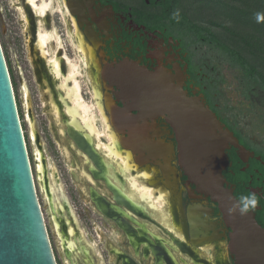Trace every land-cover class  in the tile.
<instances>
[{
	"label": "rangeland",
	"instance_id": "1",
	"mask_svg": "<svg viewBox=\"0 0 264 264\" xmlns=\"http://www.w3.org/2000/svg\"><path fill=\"white\" fill-rule=\"evenodd\" d=\"M113 1L125 2L130 5L139 3V0ZM201 1L205 0H179L177 11L191 15L192 10H199L201 14L196 15L195 21L201 23L203 27L223 41L236 39L237 36L232 34L233 28L228 29L230 24L225 18L212 14L200 21L203 14L207 11L212 12L211 6L206 3L208 1L204 2L207 6L203 5ZM226 1L237 4L234 0ZM54 5H57L56 0H53L51 6ZM103 11H107V15L110 14V10L104 9ZM32 12L37 19L31 15L23 0H0V42L14 85L20 119L25 126L24 132L28 136L27 147L36 190L56 261L58 264H122L119 255H123L129 257L134 264H155L153 255L145 254L144 245H141L136 251L123 228L110 216L100 213L102 211L95 201L97 197L117 207L112 188L105 180L95 175V171H98L97 167L92 165L90 160H86V155L69 138L67 117L64 112L67 111L68 106L61 97L64 92L58 87L59 81L53 79L51 74L46 73L47 66L45 64L51 57L54 58L62 68V75L68 72L64 55L78 65L79 74H77L76 80L81 87L82 98L92 106L94 91H92L93 81L90 78L91 69L86 67L78 54L74 53L67 34V26L62 17L63 26L56 24V27L53 23L48 26L46 17L50 14L45 18H38L34 11ZM66 18L68 19L67 15ZM39 31L43 33L48 31L54 38L59 36L62 48L57 50L59 46L55 49L57 46L55 42H50L46 47L47 55L43 57L36 45ZM153 46L155 47L154 44ZM191 49L190 58L194 66H197L196 76L207 79L217 87V94L212 99L220 115L264 145V94L260 92L257 97H253L252 102L246 100L238 85V73H234L226 62L218 58L216 50L205 45H198ZM95 84L101 90L100 83L96 82ZM99 116L95 111V125L100 134L97 138L92 139L96 148H98V144L108 145V133L113 132L111 129L105 130L104 123ZM164 132L166 133H164L163 139L166 140L165 134L168 132L165 130ZM98 149L99 155L103 157L102 160L111 170V181L123 183L122 189L126 190V184L114 173L119 171V163L110 159L106 160L105 151L101 148ZM124 155L129 159L130 172L127 176H138L145 172V176L150 180H144V183L154 189L153 199L156 198L158 191L163 192L166 195V202H163V206L159 207L164 212L172 211L178 219L179 207L177 210L178 205L175 203L173 208L171 207L174 196L169 198V190L164 188L158 168L150 164H135L127 153L123 152ZM39 166L42 169H39ZM119 177L123 179L120 173ZM138 181H141V177ZM179 184L181 182H177V193L180 194L181 203H183L181 208L185 211L184 206L188 204L189 200L179 192L182 190V188L178 189ZM121 207L126 209L124 206ZM125 211L128 212L127 209ZM146 212L147 218L139 216L135 212H130V215L139 223L146 225L151 232H148V235L152 239H154L152 234H155L173 242L174 236V239L180 240L187 246V238L179 237L164 225L159 226L160 222L152 214V210L149 209ZM124 219L134 230L139 227L138 222H133L126 216ZM226 240L223 238L219 240L218 244L211 243L207 247L198 246L196 247L198 252L196 249L190 248L191 254L171 246L169 248L179 264H197V261L202 264L203 262L213 264L214 259L222 251L220 248H222L224 251L222 254L220 253L223 256L221 259L231 264L229 253L226 250ZM216 245L219 248H215ZM66 250L69 251V254L66 253ZM218 250H220L219 253H217Z\"/></svg>",
	"mask_w": 264,
	"mask_h": 264
},
{
	"label": "water",
	"instance_id": "2",
	"mask_svg": "<svg viewBox=\"0 0 264 264\" xmlns=\"http://www.w3.org/2000/svg\"><path fill=\"white\" fill-rule=\"evenodd\" d=\"M174 71V70H173ZM100 77L112 92L116 105L109 114L112 126L126 119L151 121L162 118L173 130L177 162L187 185L216 204L230 230L228 250L236 264H264V227L254 212L230 213L238 200L226 188L222 172L229 146H240L202 95L178 91L157 71L123 59L104 65ZM199 99L200 102L192 101ZM201 106V105H200ZM202 113L204 117L202 116ZM129 116V117H127ZM220 123L218 130L231 134L212 135L204 118ZM114 121V122H113ZM118 132H121L117 130ZM124 137H127L126 131ZM140 165V164H139ZM105 215V213L100 212ZM0 264H58L39 202L33 168L20 119L16 96L0 42Z\"/></svg>",
	"mask_w": 264,
	"mask_h": 264
},
{
	"label": "flooded vegetation",
	"instance_id": "3",
	"mask_svg": "<svg viewBox=\"0 0 264 264\" xmlns=\"http://www.w3.org/2000/svg\"><path fill=\"white\" fill-rule=\"evenodd\" d=\"M23 2L25 3V5L29 9L31 15L34 18H36V17L33 15L32 11H34L36 16L38 15L37 16L38 18H45L48 14H50V15L56 14L55 16L48 15L46 17V23H48V26H51L52 23L55 24L56 27H57V25L63 26V23L61 21V17H62L63 22L67 26V34L70 38L73 51H75L74 53L79 55V58H80V54H79V52H77V46L80 43V40L83 39L82 41H83V45H84L85 49L88 47L94 46V56L96 57V59L99 62V72H98L99 79L98 80H99V83L101 85V90L95 84L96 82L93 81L92 91H94V95L97 92L101 94V97L98 99V101L99 102L101 101L100 103L104 109V115L106 117L108 116L107 119H108V123L110 122L109 123L110 125H111V120H110V116H109L110 108H111V106L115 100H114V97L112 95V92L108 91L106 84L102 81V79L100 77V73H101L104 65H107V64H111L114 62L118 63V62L122 61L123 59H129L132 61H136L138 64L145 66L148 69H152L154 67H157V68L163 67V68L171 71V73L174 76L178 77L182 81L183 89L185 91H187L189 93V95L192 92H196L198 95H202L205 105H207L210 108V110H212V112H214L216 114L218 120L222 124H224L225 127L230 132H232L233 136L238 140V143L240 144V146L244 147L248 153L247 156H243V155H241L239 150L234 148L233 146H229V148L225 151V154L227 157V166L225 167V169L222 172V177L225 181L224 186L233 192L234 197L238 201L240 200V198L242 196H248V195L254 193L256 196V204L254 207H250L247 212H249V211L254 212L256 221L260 225L262 223H264V145L261 142L255 140L254 137L252 135H250L249 133L241 130L239 128V126H237L236 124H232L229 120H227L228 122H230L231 126H234L235 131L231 130V128L226 124L225 118L222 117L220 115V113H218L217 111H214L211 108L209 102L206 100V98L204 96L205 94L202 92V88L195 85V83L192 81V78L188 73L189 62L187 61V59L190 58V55H191L190 53L192 50L191 48H194V47L191 45V39L188 36V34H185V32L181 28H177V27H179V25H178L179 21L173 20L175 15L178 16V14L181 13V12L177 11V6L176 7L170 6L166 0H139V3L135 4V5H130V4H127L125 2H119V1H113V0H94V1L93 0H61V1L56 0L57 5H54V6H51L53 0H36V2L38 3V4L36 3L37 6L40 7L42 2H45L47 4V6L49 7V8H47L44 16L42 17L37 12L38 10L35 7H33V5L30 4V2L28 0H23ZM71 2L77 6L80 5V6H78V7H80L79 13L74 12L71 9V5H70ZM105 2H106V4H104ZM60 6H61V8H60ZM31 8L32 9L34 8V9L32 10ZM104 9L110 10V14L107 15L108 13H107V11H103ZM66 15L69 16L68 17L69 19L65 18ZM160 17H164L162 20L163 21L162 27L160 26L161 28H155V29L151 30V29L147 28V24L144 23V22H148V21L151 22L150 20H154L155 18H160ZM54 18H56V19H54ZM140 18H143L144 20L145 19L146 20L144 22H141ZM54 20H55V22H54ZM167 25L171 26L173 30L170 28H167ZM169 29L172 32H170ZM45 33H49V32L46 31ZM71 34L74 36H72ZM50 35H52V34H50ZM58 38L60 39L59 36H58ZM37 39H38V35H37ZM37 39H36V45H37ZM51 41H52V43L55 42V45H57V42L54 41V39H52ZM50 42L47 43V45L50 44ZM95 43L98 44L97 47L95 46ZM153 44L155 45V47L153 46ZM47 45H46V47H47ZM37 47H38V45H37ZM61 48H62V46L59 47L57 50H60ZM38 49H39V47H38ZM40 53L42 55L41 50H40ZM66 57L67 56L64 55L65 59H66ZM88 60H89V57H88ZM46 64H45V66H47L46 67V73L48 75L49 74L52 75V73L50 72L49 60H48V63H46ZM66 64H67V60H66ZM174 64H176V65H174ZM68 66H69V64L67 65V68H68ZM88 68H90L91 72H92V67L90 66ZM60 70H61V66H60ZM182 70L184 71V74H183ZM67 73L62 75V71H61V78H59V79L62 81L64 79V76L67 75ZM52 77H53V75H52ZM53 79L59 81L58 87L61 88L60 87L61 81L59 79L54 78V77H53ZM69 86H72L71 82L69 83ZM95 91H96V93H95ZM63 92H64V90H63ZM107 95H109L110 97H107ZM61 97L67 103V106H69L70 102L65 98V92L61 95ZM115 104L121 106L119 103L115 102ZM65 116L67 117L68 134H69L70 128H72V130L74 131L72 133H73L74 137L77 139V142H75L74 140L71 139L70 134H69V138L73 141L74 145L86 155V160H90L93 163L92 165L97 167L98 171H95V175L100 177L101 179L105 180L108 183V185L111 186V188H112L113 195L115 197V201L117 203L118 208L114 207V205H112L111 203L104 201V200H101L97 197L95 199V201L97 202L99 209L101 211H103L105 214H107L108 216H110L112 219H114L118 223V225L123 228V230L125 231V234L129 237V239L131 240L133 246L135 247V249L137 251L139 249L138 247H140L141 245L145 246V244L140 243L136 240L137 237H141L139 230L145 226L146 233L148 234V232H150V231L146 227V225H144V224L142 225L141 223L136 221L135 218H133L130 215V212H135L139 216L142 215V216L146 217L145 212L147 210H145V211L141 210V209H139L141 211L135 210L133 207L129 206V203H123L119 200L120 197H125L121 193V190H123L122 186L120 185L119 182L113 183L111 181V179H112L110 177L112 175L110 172L111 170H109V167H107L105 162L102 160L103 157H101L99 155V153H98L99 149L95 147L93 140L91 143L87 142L85 144L84 143L85 138H83V137L87 135V132L84 131V129L80 130V128L77 130V128L75 126L71 127L70 124L72 122V119H68L71 117L68 115L67 111H65ZM99 118L102 119L101 116H99ZM149 128L154 131L155 135L152 137L151 136L152 134L148 133L147 138L145 140H142V141H146V142L148 141L151 143H156L157 149H161L160 144L162 142H164L166 145H168V146H166L169 148L168 153L170 152V149H171V152L169 154V162L166 165L164 164V167L168 170H171L172 176L175 175V178H174L175 181L173 180L172 188H168L165 185L164 172L161 171V169L158 166L154 165L153 163H146V164H150L152 166L154 165L158 168V170L160 172L159 176H161V180L163 182L164 188L169 190V193H170L169 198L170 199L172 197V194L175 192H176L175 197H178L179 193H177V182H181V184L178 185L179 186L178 189L182 188V190H180L179 192H181V194H184V196L189 200L188 204H186L184 206L185 211H183V212H185L183 214H184V217H186L185 219H186V223H188L187 225L191 226L190 220H189V210H191L192 206L201 207L202 209L206 210L207 212L204 213L200 217L201 221H207V223L212 226V228H210V231L207 232L206 238L212 237L214 234L216 235L215 236L216 238L212 239L208 245H210L211 242L218 244L219 240L226 238L227 239L226 240V246H227L226 250L229 253V258H230L231 264H236L235 260H234V256L231 255L229 250H228L230 230L226 227L225 223L223 222L222 216L218 210L217 205L212 203L207 197L200 195V194H197L195 192L194 186L189 185V184L187 185V178L184 177L182 170L178 166L177 149H176L177 144L175 141V137H174V133H173L172 128L162 118L156 119L153 123V126L149 127ZM111 129L113 132H115L114 129L112 128V126H111ZM82 130H83V132H81ZM164 130L168 132L167 134H165L166 140L163 139V135H164V133H166V132H164ZM235 132H238V134L240 135V138L243 140V143H242V141H240V138L235 135ZM115 134H117V133L115 132ZM121 137L122 136L117 134L118 139H120ZM123 138H124V136H123ZM122 149H123L124 153L126 151H128V150L124 149L123 147H122ZM165 150H167V149H165ZM133 156L134 155L132 154V158H133L132 161L135 162V159ZM173 157H174V159H173ZM107 159L108 158H106V160ZM172 159H173V161H172ZM171 161H172L173 166L170 163ZM102 164H104V165H102ZM135 164H138V163L135 162ZM146 164H140V165H146ZM104 172H105V174H104ZM108 172H109V174H108ZM114 173H116V175L118 176V179H120L122 182L124 181L119 177V171H115ZM142 173H145V172H142ZM178 174H180V176H178ZM91 175L93 176L92 172H91ZM144 180L146 181V179H144ZM142 183H144V181ZM144 185H147V184L144 183ZM158 192L156 194H158ZM93 194L95 195V192H93ZM189 194H191V197ZM195 194L197 196H199V198H196ZM179 196H180V194H179ZM182 204L183 203H181V207H182ZM121 206L126 207L128 212H126L125 211L126 209L124 210ZM100 210H99V212H100ZM177 210H178V206H177ZM141 212H142V214H141ZM177 215H178V221L181 222L180 221V220H182L181 215L179 213H177ZM125 216L128 217L129 219H131L133 222L134 221L138 222V224H139L138 229L134 230L131 225L129 226V223L126 221V219H124ZM147 217H148V215H147ZM159 226H160V224H159ZM262 227H264V226H262ZM152 235H153L154 239H152L149 235H147V236H148V239L151 238L150 240L154 241L155 240V237H154L155 234H152ZM155 236H157V235H155ZM191 238H192L191 235L189 237H187V241H188L187 246H185L179 240L180 243L183 244L184 249L179 247L178 243H176V241L170 242V243H172V245L169 242H166V246H167V248H169V246H171L173 248L176 246L175 249H178L182 252L185 251L188 254H191L190 248L196 249L198 252L199 250L197 248H194L191 245L192 244ZM201 238H202V236H201ZM134 239H135V241H132ZM208 245H204V246L207 247ZM196 247H198V246H196ZM215 248H219L218 245H216ZM220 249L222 251H224L222 248H220ZM170 251H171V249H170ZM219 251L220 250H218L217 253H219ZM222 251L220 252L221 254L223 253ZM67 252L69 254L68 250H66V253ZM149 253H151L153 255L154 260H155V264H157L155 253L152 251H150ZM171 253L173 254L172 251H171ZM220 253H219L218 257L223 258V256ZM145 254H146V250H145ZM119 256L122 259V264H134L133 261L129 259V257L123 256V255H119ZM174 257H175V255H174ZM176 261L179 264L177 259H176ZM224 262H225V264H229L228 261L224 260ZM195 263H197V262H195ZM164 264H167V263L164 262ZM186 264H189V263H186ZM200 264H202V263L200 262ZM203 264H205V262H203ZM206 264H207V262H206Z\"/></svg>",
	"mask_w": 264,
	"mask_h": 264
},
{
	"label": "bare ground",
	"instance_id": "4",
	"mask_svg": "<svg viewBox=\"0 0 264 264\" xmlns=\"http://www.w3.org/2000/svg\"><path fill=\"white\" fill-rule=\"evenodd\" d=\"M28 1L30 2V4L33 5V7H35L38 10V11L37 10L36 11L42 17L44 16L47 8H49L45 2H42L41 6L39 7L36 5V3H37L36 0H28ZM70 5H71V9L74 12L79 13L80 7H78V6H80V5L77 6L72 2L70 3ZM60 8H61V6H60ZM49 33H43L41 31H39V33H38L37 45L42 52V56H44V57L47 55V51L45 49L46 45L52 39H54V41L57 42V45L59 47L62 46L61 40L58 37L54 38L53 35H50L52 33H50V34ZM72 36H74V35H72ZM82 40H80V43L77 46V52H79L80 59L86 65V67H90V66L92 67V75H90V78L92 79V81L98 83L99 82V80H98L99 79V77H98L99 62L96 59V57L94 56V46L88 47L85 49ZM58 46H56L55 49ZM95 46L97 47L98 44L95 43ZM88 57H89V60H88ZM66 60H67V65L69 64L68 73H67V75L64 76V79L62 81L59 79V78H61L60 65H59L58 61H56L54 58H51L49 60L50 72L52 73L54 78L59 79L61 81L60 87L65 92V98L70 102V105L68 106V109H67V113L72 119V122L70 124L71 127L75 126L77 128V130L79 128H80V130H81V128L84 129L87 132V135L83 137V138H85L84 143L85 144L87 142L91 143L93 138H97L100 135L97 128H96V125H95V111L102 117V120H103L102 122L104 123L105 130H110L111 126L113 124H112V121H111V125L109 124L110 122L108 123V119H107L108 116L106 117L104 115V109L101 106V103L98 101V99L101 97L100 93H98V92L96 93V91H95L96 94L93 96L94 102L92 101L93 102L92 106L90 104H87L84 101V99L82 98V95H81V87L76 80V76H77V74H79L78 65L74 64L67 57H66ZM157 71L163 76V78L169 84L173 85L176 90H178V91L181 90V87L183 86L182 81L178 77L174 76L171 73V71H169L163 67L157 68ZM70 82L72 83V86H69ZM107 97H110V96L107 95ZM192 101L193 102L194 101L200 102L199 99H194ZM204 104L205 103H203V102L201 104H196L199 111H201L202 105H204ZM115 106H116V104L114 101L111 108H110V113L112 112V110ZM202 116L204 117L203 113H202ZM127 117H129V116H127ZM110 120H111V118H110ZM154 121H155V119H152L149 122L148 121L143 122V120L140 121V119H136L135 121H133L132 119H130V120L126 119L125 122L118 120L115 122V125L112 126V128L114 129V131L118 135H120L122 137L120 139H118L117 134H115V132H111L110 134L108 133V140H107L108 145H103V146L101 144L97 145L98 148H101L102 150L105 151L108 159H110L111 161H114V162L117 161V163H119L118 164L119 173L123 177V179H122V180H124L123 182L126 184V190H124V189L121 190V193L126 198L120 197L119 200L123 203H129L130 207H133L135 210H138V211H141V210H144V211L147 210L148 211L149 209L152 210V214L155 215V217H157L158 222H160L159 223L160 225H164V226L168 227L169 230H171L172 232L177 234L179 237H182L183 239H184V237L187 238L191 235L192 236V238H191L192 244L191 245L194 248H196V246L208 245L212 239L216 238L215 237L216 235L214 234L212 237L206 238L207 232L210 231V228H212V226L209 225L207 223V221H201L200 217L204 213L207 212L206 210L202 209L201 207L192 206L191 210H189V220H190L191 226H188L187 225L188 223H186V219H185L186 217H184V214H183L185 212H183V210L181 208V201H180L181 198H180L179 194H178V197H175L176 192L172 194L174 196V198L172 200V203H171L172 206L171 207L173 208L174 203L178 205L179 214L182 217V220H180L181 222L178 221L177 217L174 216L172 211L168 210L167 212H164L163 209L161 207H159V206H163V204L166 202V198H165L166 195L163 192L159 191V193L156 194L157 195L156 198L153 199L154 189L149 188L147 185H143V183H142L144 181V179L150 180L148 177L145 176V173H143L144 175H138V176H130L129 175L130 177L127 176V174H129V172H130L129 163H128L129 159H127L125 155L123 156L122 147L124 149L128 150L125 153H127V155L130 156L131 159H133L132 154L134 155L133 157H134L136 163H138V164L153 163L154 165L158 166L161 169V171L164 172L165 185L168 188H172L173 180L175 181V179H174L175 175L172 176L171 170H168L164 167V164L166 165L169 162V154L171 152V149H170V152L168 153L169 148L166 147L168 145H166L164 142H162L160 144L161 149H157L156 143H151L148 141L147 142L142 141V140H145L147 138L148 133L152 134L151 135L152 137L155 135L154 131L149 128V127L153 126ZM204 121L208 125L209 132L212 135H216V134L222 135L223 144L229 145L230 142L234 141L231 137V134H229L228 132H221L220 130H218V125L220 123H216V122L212 121L209 117L208 118L205 117ZM117 130H119L121 132H118ZM125 131H126L127 137L123 138ZM72 132H74V131L72 130V128H70V130H69L70 137L72 140L77 142V139L74 137ZM81 132H83V131H81ZM165 149H167V150H165ZM241 155L247 156L248 153L242 151ZM223 161H224L223 162L224 163L223 166H224V165H226V161H227L226 158ZM135 162H133V163H135ZM102 165H104V164H102ZM39 169H42V168H40V166H39ZM104 174H105V172H104ZM108 174H109V172H108ZM140 177H141V181L139 182L138 179ZM122 184L123 183H120L121 186H122ZM189 195L191 197V194H189ZM195 196H196V198L197 197L199 198V196H197L196 194H195ZM146 203H147V205H146ZM160 203H162V204H160ZM139 209H141V210H139ZM102 213H103V211H102ZM141 214H142V212H141ZM105 215H107V214H105ZM158 215H159V217H158ZM139 232L141 234V237H137L136 240L140 243L145 244L146 254L149 253L150 251L155 253L157 264H164V262H166L167 264H178L174 255L171 253L170 249L167 248V246H166V242H169V241L165 240L161 236H155V235H154V237H155L154 241L150 240L151 238L148 239V236H147L148 234L146 233L145 226L142 227L139 230ZM201 236H202V238H201ZM173 240L176 241V243H178L179 247L184 249L183 244L180 243L179 240L174 239V236H173ZM132 241H135V239ZM170 244L172 245V243H170ZM138 248H140V247H138ZM174 248H176V246ZM197 262H198L197 264H200L199 261H197ZM223 263H225L224 260H222L221 257H218L214 260L213 264H223Z\"/></svg>",
	"mask_w": 264,
	"mask_h": 264
},
{
	"label": "trees",
	"instance_id": "5",
	"mask_svg": "<svg viewBox=\"0 0 264 264\" xmlns=\"http://www.w3.org/2000/svg\"><path fill=\"white\" fill-rule=\"evenodd\" d=\"M166 1L170 6L175 7L179 3V0ZM205 1H208L206 3L211 6L213 13L207 11L201 16L200 21L212 14L223 17L230 24L228 29L233 28L232 34L237 36L236 39L223 41L203 27L201 23L195 21L196 15L201 14L199 10H192L191 15L181 12L178 16L175 15L176 18L174 17L173 20L179 21L177 28H181L185 34H188L193 47L205 45L217 51L218 58L226 62L234 73H238V85L242 95L246 100L252 102L254 96L257 97L260 92L264 94V18L257 19V14L264 16V0H234L237 4L226 0ZM204 2L201 1L203 5L207 6ZM163 18H155L150 20L151 22H144L146 19L140 18V21L146 23L147 28L152 30L162 27ZM167 28L172 29L169 25ZM170 32L172 31L170 30ZM187 61L189 62L188 73L192 81L202 88L211 108L219 113L212 99L217 94V87L208 82L207 79L198 78L196 76L197 66H194L191 58H188ZM225 121L231 130H234V126H231L226 118ZM22 127L25 130L23 124ZM24 135L28 145L27 133L24 132ZM235 135L240 138L238 132H235ZM240 141L243 143L241 138ZM261 225L264 226V223Z\"/></svg>",
	"mask_w": 264,
	"mask_h": 264
},
{
	"label": "clouds",
	"instance_id": "6",
	"mask_svg": "<svg viewBox=\"0 0 264 264\" xmlns=\"http://www.w3.org/2000/svg\"><path fill=\"white\" fill-rule=\"evenodd\" d=\"M261 18H264V16H262L261 14H257V19H261ZM255 204H256V196L253 193L248 196H242L240 200L237 202V204L234 205L232 209H229V211L231 213L237 210V206H238V210L241 213H244L247 212L250 207H254Z\"/></svg>",
	"mask_w": 264,
	"mask_h": 264
}]
</instances>
